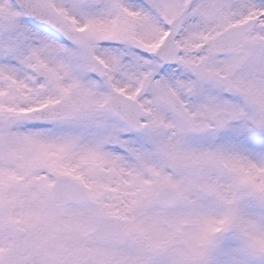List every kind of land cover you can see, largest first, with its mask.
Masks as SVG:
<instances>
[{
	"label": "snow or ice",
	"instance_id": "snow-or-ice-1",
	"mask_svg": "<svg viewBox=\"0 0 264 264\" xmlns=\"http://www.w3.org/2000/svg\"><path fill=\"white\" fill-rule=\"evenodd\" d=\"M0 264H264V0H0Z\"/></svg>",
	"mask_w": 264,
	"mask_h": 264
}]
</instances>
